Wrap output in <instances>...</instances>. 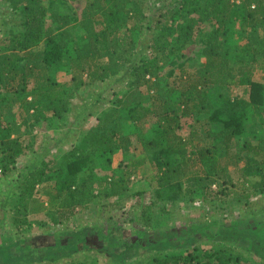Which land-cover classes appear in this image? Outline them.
Segmentation results:
<instances>
[{"label": "trees", "instance_id": "1", "mask_svg": "<svg viewBox=\"0 0 264 264\" xmlns=\"http://www.w3.org/2000/svg\"><path fill=\"white\" fill-rule=\"evenodd\" d=\"M144 2L155 8L154 16H144L141 11ZM51 3V0H0L3 25L11 24L6 28L5 36L1 37L6 50L0 53V146L6 147L3 152L8 159L17 152L10 141L11 126L5 117V102L9 93L17 98L25 96L24 99L31 96L29 104L34 107V116L27 115L33 120L26 123L31 128L39 124L42 118L51 122L53 116L61 119L63 116L72 117L71 133L77 136L78 143L89 144L84 145L83 150L73 148L56 161L43 157L36 159L28 166L26 174L17 179L15 186L25 189L23 191L26 193L34 191L38 194L37 189L35 192L36 184L49 181L44 188L48 203L55 208L53 223L56 225H66L67 221L76 219L80 212H88L92 205L97 212L105 214L114 208L121 209L125 201L135 199V202H126L129 209L125 213L130 223L142 227L151 222V216L145 215L151 206L160 202L159 199L164 197V200L174 202L176 197L191 196L194 192L204 194L210 189L207 184L218 179L225 183L228 180L224 175L225 166L232 163L229 158L224 164L211 165L204 177L190 169L182 179L174 180L175 171L183 167L187 156L199 157V152L191 144L192 137L185 138L179 130L183 127L184 118L192 119L195 115L205 114L204 119L208 122L223 124L212 135L214 139L223 141L241 132V117L246 102L264 124V85L251 78L254 61H259L257 55L264 57V37L259 32L264 27V0H83L79 17L57 12L51 8ZM133 18L134 22L129 23ZM237 19L245 21L248 28L245 39L252 56L245 59V63L243 57L232 59L224 46L230 27ZM204 22L211 26L201 49L204 61L189 74L183 87L177 86L178 100L175 101L172 88L161 85L158 72L164 64L172 62L168 53L194 42L195 33ZM75 26L82 30V35L73 37L72 28ZM71 48L73 67L86 70L91 76L84 85L121 75L128 77L129 89L124 95H131L134 88L140 90L144 87L148 94L153 93L150 94L149 103L126 104L114 90V98L110 100L114 107L107 109L96 125L83 130L78 121H86L95 104L90 106L88 103V107L82 105L81 110L75 108L72 102L77 99L78 84L74 82L71 88L57 87L53 72L62 64ZM238 76L242 77L240 85L246 100L237 96L239 110L231 109L226 117L221 108L215 107L210 90L230 85ZM103 90L101 88L100 92L94 94V102L99 101ZM38 102L44 109L38 107ZM121 107H124L126 119L134 123L132 126H135V130L130 133L123 132L124 125L129 123L126 124V119L116 114ZM25 108L28 109L26 105ZM132 136H135L146 155H150L149 160L145 156L131 159L122 165L124 170L121 174L109 166L107 157L102 165L99 158L104 155L117 148L127 151ZM175 156L180 161L175 162ZM236 158L235 161L242 160L244 178L258 176L263 187L261 189H264V141L241 147ZM145 160L157 169L156 174L150 176L155 185L152 190L149 187L151 183L147 184V189L131 188L130 179L135 177L138 166ZM171 166L173 174L170 175ZM6 168L9 170L3 164L0 179L11 180L12 176L5 174ZM48 171L51 173L47 175ZM202 179L208 182L203 183ZM26 181L28 183L23 185ZM224 189L221 185L220 192L223 193ZM12 191H6L7 198L10 199ZM144 193L150 195L148 203L141 201ZM202 198L205 199L204 195ZM10 205L8 200L0 198V218L5 216ZM12 223L16 225L14 216ZM144 233L145 230L135 232V244H140ZM169 235L163 243L168 241ZM2 242L0 248L3 250ZM159 242H148L147 245L154 247ZM59 248L71 254L89 247L85 237L80 236L74 243L60 244ZM230 250L214 245L206 248L194 245L179 252L157 249L146 263L138 259L133 264H262L259 260L238 256ZM125 251H113L110 256L118 260ZM55 253L54 249L50 250L48 258Z\"/></svg>", "mask_w": 264, "mask_h": 264}, {"label": "rangeland", "instance_id": "2", "mask_svg": "<svg viewBox=\"0 0 264 264\" xmlns=\"http://www.w3.org/2000/svg\"><path fill=\"white\" fill-rule=\"evenodd\" d=\"M51 1L53 10L79 17L83 0ZM141 11L145 17L155 15V8L148 2L142 4ZM133 22L134 18L129 20V23ZM10 25H3V19L0 18V53L6 50L1 42V37L5 36V30ZM210 29L211 26L207 22L201 23L195 33L194 42L186 43L168 53L172 62L164 64L158 72L161 85L168 89L172 88V98L175 101L178 100L177 86L183 87L189 74L204 61L201 49ZM72 30L73 37L83 33L77 26ZM259 32L264 37V27L260 28ZM247 33L248 28L245 21L237 19L231 25L224 43L231 58L243 57L244 63L245 59L252 56L251 48L246 45L245 36ZM72 56L71 48L69 54L63 58L62 64L53 72L57 87L71 88L74 82L78 84L77 99L72 102L75 108L81 110L82 105L88 107V103L90 106L92 103L95 104V108L91 110L92 113L87 120L78 121L83 130L96 125L105 116L104 112L106 113L107 109L114 107L110 102L114 98L112 93L114 90L126 104L134 105L142 101L146 104L149 103L152 92L148 94L144 87L139 88L140 90L134 88L131 95H124L125 91L129 89L128 77L121 75L89 86L84 85L91 76L87 74L86 70L82 71L79 67H73ZM257 57L259 61H254L251 78L264 85V57L261 54H258ZM181 66L183 67L180 68ZM241 79L242 77L238 76L230 85L210 90V93L213 94L215 107L221 108L226 117L231 109L239 110L237 96L246 100V96L243 94L244 89L240 85ZM101 88L104 89V93L98 102H94L93 96L100 92ZM117 95L115 96L117 97ZM224 96L228 100H224ZM24 97L17 98L13 93H9L8 101L5 102L7 104L5 117L7 116L6 120L11 126L10 141L17 152L8 159L3 152L6 147L0 146V169L5 164L9 167V170L5 169V174L12 176L11 180L0 179V198L11 203L5 216L2 215L0 218L3 222V225L0 226V241H3V250L0 248V264H133L138 259L146 263L151 253L157 249L179 252L190 249L194 245L205 248L213 245L230 248V251L238 256L251 257L264 264V189H261L263 187L258 176L244 178L241 168L242 160L235 161L241 147L246 144L254 146L259 141H264V124L260 122V117L253 113L252 106L247 102L244 105V115L241 117V132L223 141L212 137L222 128L223 124L208 122L204 119L205 114L182 120L184 123L179 133L188 139L192 137L191 144L193 143L194 150L199 152V157L187 156L182 163L183 167L175 171L174 180L182 179L184 174L190 172V169L204 177L211 165L224 164L229 158L232 163H227L224 170V175L228 180L222 183L218 179L214 183L207 184L210 189H207L204 194L194 192L191 196L188 194L186 197H176L174 202L164 200V197L159 199L160 202L151 206L145 215V217L151 216V222L144 223L145 225L141 227L130 223L127 220L128 215L125 213L129 209L126 202H135V199L125 201L121 209L114 208L105 214L97 212L95 206L92 205L88 212H80L76 219L67 221L66 225H56L53 223V218L56 215L55 208L54 205L48 203L47 190L44 188L49 181L36 184L35 192L37 189L38 194H35L34 191L31 194L26 193L23 191L25 189L15 186L17 179L26 174L28 166L32 165L36 159L43 157L45 160L56 161L59 156L68 154L73 148H77L76 151H79L84 149V145L89 144L88 142L78 143L77 136L71 133L72 117L63 116L61 119L53 116L51 122L42 118L39 124L31 128L30 124L26 123L32 122L33 118H28L27 115L33 114L34 116V107L29 104L31 96L28 95L25 99ZM36 104L40 109H44L40 102ZM232 104L235 106L232 107ZM25 105L28 109L25 108ZM123 108L121 107L116 114H119L120 118L126 119L127 115ZM23 119L27 121L24 122ZM125 123H129V125H124V133L135 130L131 119L127 118ZM108 126L111 127L110 124ZM13 140L16 142L14 143ZM142 156H145L147 160L150 158V155H146L143 147L136 141L135 136H132L131 145L127 151L117 148L104 155L103 158H99V161L103 165L105 164L103 160L107 157L109 166L117 174H121L124 170L123 164ZM147 160L138 166L136 174H134L135 177H131V188L147 189V184L151 183L149 187L152 190L155 185L150 176L156 174L157 169ZM173 160L180 161V158L175 156ZM39 166L44 167L43 165ZM50 173L46 172L47 175ZM168 173L173 174L172 166ZM202 182L207 183L208 181L202 179ZM27 183L28 181L22 184ZM220 184L225 187L223 193L220 192ZM23 187L25 188V186ZM9 189L13 190L10 199L6 196V191ZM150 190L148 189L149 192H151ZM226 192L229 193L225 195ZM203 195L205 199L202 198ZM149 199V193H144L141 197V201L145 203H148ZM12 216L16 218V225L12 223ZM3 217L5 218L2 219ZM137 230H145L140 244L134 243ZM169 233L171 234L169 235ZM167 235H169V239L163 243ZM80 236H84L88 243L89 248L86 250L66 254V249L59 248L60 244L74 243ZM156 241L160 242L154 247L147 245L148 242ZM52 249L56 253L49 259L48 253ZM124 250L126 251L121 254L118 260L110 256L113 251L118 253Z\"/></svg>", "mask_w": 264, "mask_h": 264}]
</instances>
